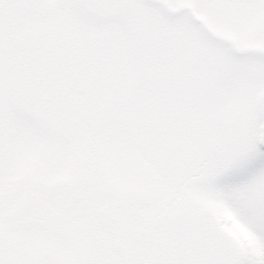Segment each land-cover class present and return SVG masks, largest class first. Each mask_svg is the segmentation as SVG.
<instances>
[{
    "label": "snow or ice",
    "instance_id": "1",
    "mask_svg": "<svg viewBox=\"0 0 264 264\" xmlns=\"http://www.w3.org/2000/svg\"><path fill=\"white\" fill-rule=\"evenodd\" d=\"M0 264H264V0H0Z\"/></svg>",
    "mask_w": 264,
    "mask_h": 264
}]
</instances>
